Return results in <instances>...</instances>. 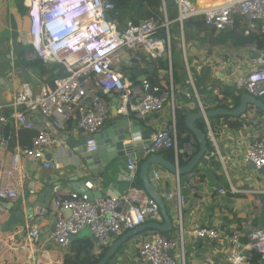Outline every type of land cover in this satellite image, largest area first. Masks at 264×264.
<instances>
[{"label":"built area","instance_id":"obj_1","mask_svg":"<svg viewBox=\"0 0 264 264\" xmlns=\"http://www.w3.org/2000/svg\"><path fill=\"white\" fill-rule=\"evenodd\" d=\"M68 0L59 3L56 0H28L30 6V21L26 37L21 39L34 48L28 59H40L44 65L54 63L60 68L54 85H45L38 96L26 88L15 101V105L39 112L50 122L52 128L45 123H38L27 112H18L14 120L18 129H31L36 133L29 146H19L12 152L11 159H0V250L4 253L25 247L33 248L27 264L33 262L36 254L46 245L53 242L65 251L73 236L89 226L98 238V252L111 244V233L121 234L146 223L161 218V211L157 201L148 195L139 177L137 159L129 154L127 166L130 170L131 187L121 196L114 194L102 198H92L87 193L66 191L61 184L53 187L50 203L42 207L39 215L47 216L50 211L56 218L55 229L43 235L40 226L30 225L17 227L8 235L1 230L7 211L3 201H12L22 193L24 181L27 178L25 163L35 159H42L46 153L59 145V136L55 132L65 127L72 118L77 120L80 131L91 137L87 142L89 151L97 150L94 136L101 131L110 116V93L119 96L120 107L118 114L144 117L164 108L165 102L171 97L174 108L175 94L162 92L159 85H154L148 78L140 82L129 81L118 67L122 60V49L127 47L134 54L139 47L154 60V67L160 68V61L171 56L170 25L172 21L167 16V1H162L161 12L164 20L160 23L157 17H150L135 22L127 18L120 29L116 20L109 18L116 9L111 0H88L73 2ZM177 6L181 27L190 18L203 19L207 26L217 32L233 30L238 23L245 36L252 33L264 34V0H172ZM33 4L36 5L34 9ZM87 5L86 11L77 18L68 20V14ZM34 19H40V27L34 25ZM160 28L165 35L159 36ZM88 38L87 41L83 40ZM250 50L247 66L235 75L233 85L238 91H245L255 97H264V47L256 42L249 43ZM172 82V67L170 64ZM162 74H159L161 77ZM187 82L193 86L199 103L200 98L192 77ZM229 83L228 81H226ZM100 86L101 91L96 87ZM173 89V88H172ZM187 96L191 93L187 90ZM230 101V100H229ZM203 108V107H202ZM10 118L0 114V123H8ZM213 138V133L210 131ZM179 139H187L184 143V160L187 161L196 151V141L186 134L180 137L176 125L164 127L156 131L151 138V144L145 150L146 155L164 149H178ZM214 139V138H213ZM4 145V142H2ZM70 151L69 145L65 146ZM226 163V157L221 156ZM246 163H252L257 169L264 168V139H256L249 143L244 155ZM178 164V161H177ZM45 167L51 164L45 162ZM203 184H206L204 182ZM89 188L94 189L95 183L87 182ZM187 188L193 195V206L202 205L199 198L200 183L194 172L189 173L184 185L178 183L176 190L167 195L170 201L177 202L176 236L170 238L162 233L144 234L138 243L140 260L145 264L148 260L152 264H187L184 227V206L188 197L184 193ZM69 209L71 215L66 217L64 211ZM23 237L17 239L16 235ZM190 235L203 243H220L228 247V252L221 262L214 258L205 257L197 264H251L254 254L259 255L264 262V225L247 219L241 229L220 230L215 227L195 226L189 231ZM2 254L0 255V264ZM32 264H45L39 257Z\"/></svg>","mask_w":264,"mask_h":264},{"label":"crops","instance_id":"obj_2","mask_svg":"<svg viewBox=\"0 0 264 264\" xmlns=\"http://www.w3.org/2000/svg\"><path fill=\"white\" fill-rule=\"evenodd\" d=\"M26 1L27 0H0V35L6 37L10 42L13 54V65L18 64L15 53L16 42H22L21 38L25 37L28 31L29 17ZM220 2L222 1H216V3ZM180 33V35L174 36L178 42L176 50L180 52L179 58L184 59V61L187 60L190 72L191 69L201 71L203 67L200 65L201 62L204 66H211L212 80L214 79V81L225 83L226 81L229 82L231 76L234 78L235 75L240 73L239 71H243L247 66L246 61L250 53V50L246 47L248 44L241 47L214 46L211 47L212 53H208V44L199 46L195 41L186 42L184 31ZM130 57H132L131 52L126 47L123 48L122 61L129 60ZM215 63H220L218 68L214 66ZM27 70L32 71L29 69ZM32 72L37 76L36 71ZM229 73L230 75H228ZM48 80L44 82V85H51L48 83ZM163 83H165V81ZM231 84H233V80ZM211 86L212 85H210L209 88H211ZM25 87L27 88V85ZM215 93H219V91L216 90ZM207 94L210 99H207L205 104L213 105L212 94ZM178 104L180 106H187L190 109L195 106V103L192 101L183 102L178 100ZM206 105L204 106L201 101L200 107L207 109ZM3 112L5 113L3 107H0V114H3ZM29 112V115L36 118L38 123H45L48 128H52L48 119L42 114L31 110H29ZM15 113L16 111H9L7 113L11 118V125L7 134L4 133V128L7 124H0V159L7 158L10 160L12 152L20 146L19 131L15 124L13 125L12 120ZM130 118H134V116ZM240 119L244 122V126L240 129L229 127L223 117H212L211 120H208L211 130L215 134V138L209 139L210 147H208V152L199 162L196 169L193 170L200 183L201 188L198 196L202 200V205L195 208L192 204L193 195L187 188L184 189V193L188 197V203L183 209L184 227L187 231L185 237L187 264H197L205 257H211L217 262H221L228 252V247L223 244L215 242L206 244L190 235L189 231L193 227L209 225L220 230H235L237 228H242L241 225L248 218H253L257 223L264 225V170L260 172V170L253 167L251 163H246L244 161V155L248 144L254 142L256 139H264V115L259 112V109L250 106L248 111L242 115ZM171 122H173V118L171 116L170 107L167 106L152 117L147 125L152 128L158 126L164 128L171 127ZM201 124L209 131L207 121L202 120L199 122V120H197V126L201 127ZM73 134H81L77 121L74 118L67 121L65 127L59 130V145L47 152L45 157L42 158L43 166H45V162L51 164V171H48V168L44 167L43 172L45 171V176H49L50 173H53V171L57 169L59 164L66 163V161L70 160V157L73 156L72 153L65 148L68 144L65 136H72ZM2 142H4V145ZM130 142L131 140L126 139L124 144H129ZM134 155L138 162L146 158L144 150L135 151ZM162 156L164 155L162 154ZM221 156L226 157V163L221 161ZM176 157L177 155L175 152V162ZM165 159L170 161L166 157ZM84 171L85 176L89 177L87 182L89 181L92 183L91 181H93L95 183L94 189L91 190L93 193H99L101 191V179L106 182L108 191L103 193V197L111 194H124L130 188L131 181L127 168V156L108 163L101 177L90 176L88 170ZM157 172L161 174L157 175ZM152 173L153 175H151ZM150 178L156 190L165 199L167 210L174 218L172 230L164 233V235L169 237L170 234L177 233V202L175 200H167L166 197L168 193L175 191L178 183L185 184L188 180V176L183 175L179 177L158 164H152L150 167ZM204 182H206V184H203ZM61 184L66 191H72L70 183L61 182ZM51 198V195L48 194L45 197V202L38 201L34 208L33 215L28 221L30 225L40 226L43 235L52 230L51 227L54 224L55 216L50 211L47 216L42 217L39 215V211L42 207L50 203ZM2 204L4 206L6 205L4 202H2ZM7 218L8 212L3 223ZM163 220V217H161L158 222L163 223ZM16 229L17 228H15V230ZM153 232L157 231L149 229L147 232L138 233L131 237L122 247L118 255L112 260L111 264H144L139 258L138 243L144 234ZM10 233L11 232H4V235ZM123 233L112 237L111 242L113 243ZM91 235L92 231L90 227H83L72 240L70 250L75 245L90 244L93 255L99 258V254H97L99 249L98 242L93 241ZM68 252V247L63 251L55 243L49 242L36 254L37 257L32 259L33 262H36L39 257L41 260H44L45 264H64V258ZM1 254L2 264H27L29 256L33 254V248H19L7 253L0 250V255ZM251 264H264V262L259 261Z\"/></svg>","mask_w":264,"mask_h":264},{"label":"water","instance_id":"obj_3","mask_svg":"<svg viewBox=\"0 0 264 264\" xmlns=\"http://www.w3.org/2000/svg\"><path fill=\"white\" fill-rule=\"evenodd\" d=\"M120 29L125 30L126 27L121 26ZM0 51V107H3L5 112L22 110L24 108L23 105L15 106L14 103L15 98L24 92L25 86L27 85L34 95H39L43 89L44 82L55 75V72L48 73L40 79L32 71H28L18 64L13 65V54L10 42L6 37L1 35ZM140 54V58L130 57L129 60L123 61L119 69L131 81H139L145 77H149L154 71L153 60L145 56L144 53ZM141 65H144V67H141ZM99 90H101V87H99ZM107 98L111 105V116L101 131L94 136L97 144L96 151H88L86 145L90 140L88 136L84 134H73L72 136H65V139L68 141V145L74 150V156H71L70 160H67L66 163L60 164L59 168L54 170L53 173L49 172V176H45V171L43 172L44 166L41 159H35L25 164V170L28 176L24 181L22 193L13 201H3L6 203L4 207L8 212V218L1 227L3 232H13L17 227L26 226L30 217L33 215L36 203L38 201L45 202V197L48 194L52 195L53 187L61 182L70 183L75 191L88 193L92 198L103 197V193L108 191L106 182L101 179V191L99 193H93V191L88 190L85 186L89 177L85 176L84 170H88L90 176L101 177L103 170L111 161L124 157L128 153L144 150L148 147L151 143L152 133L161 128V126L152 128L147 125L151 118L158 114V112L147 115L142 119L124 117L117 113V109L120 107L119 96L110 93L107 95ZM250 106H255L264 112V99L244 92L240 97L239 105L236 107H217L204 111L189 112L186 115V126L198 141L199 146L196 154L185 165L177 168L175 163L168 161L160 153L153 152L141 163L139 169L140 178L145 190L160 206L164 219L163 223L156 221L147 222L132 230L126 231L108 247L97 264H111L125 243L138 233L147 232L149 229L162 233L172 230L174 218L168 212L164 198L151 182V165L158 164L162 168L179 176L190 173L197 167L208 151V135L203 129L197 126V120L216 116L237 118L244 115ZM9 128V124L5 126V134L9 132ZM55 132L59 134V131L56 129ZM126 139L131 140V142L124 144ZM252 165L255 167L254 164ZM259 170L262 172L264 168ZM48 171H51V168H48ZM157 174L160 175L161 173L157 172ZM119 195L121 194L119 193ZM64 214L66 217H69L71 211L66 209ZM55 222L56 218L51 227L52 230L55 229ZM114 236L115 234L111 233V237ZM22 237V233L16 235L17 239H21ZM73 239L74 237L71 238L68 245L69 251ZM91 239L98 242V238L93 233ZM146 264H152V261L148 260ZM179 264H182V262L179 261Z\"/></svg>","mask_w":264,"mask_h":264},{"label":"trees","instance_id":"obj_4","mask_svg":"<svg viewBox=\"0 0 264 264\" xmlns=\"http://www.w3.org/2000/svg\"><path fill=\"white\" fill-rule=\"evenodd\" d=\"M116 4V9L110 13L109 18L116 20L120 23L124 22L127 18L139 22L140 20H145L150 17H157L161 22L164 19V14L161 12L162 1L163 0H111ZM167 1V16L172 24L170 26L171 33V43H172V71H173V85L176 93V110H175V124L179 135L186 133L189 137L194 136L193 133L186 126V115L193 111L197 112L200 110V105L195 97L187 98L183 95L185 90H193L191 85L186 81L189 78V73L187 70L186 63L184 59L179 58L180 52L176 50L177 41L174 38L176 35H180L181 28L179 23L175 20L177 18V6L172 0ZM184 37L185 41H195L198 45L205 46L209 45L208 53H212V48L214 46H233L241 47L248 43L256 42L259 47H264V34L252 33L249 36H244L240 23L233 30H226L217 33L214 28H211L205 24L202 19L199 18H190L184 22ZM158 35L163 36L164 30L160 29ZM33 47L23 42L17 41L15 45V53L17 58V63L20 66H23L29 70L36 71L37 76L42 79L48 73L54 72L55 65H43L42 62L38 59L30 60L28 59V54L32 53ZM161 69L163 71H168V60L161 61ZM192 75L195 80L197 91L201 97V101L205 106L208 97V94H212L213 105H206L207 109H214L217 107H226L228 106L227 101L231 98L233 105L236 107L240 103V97L242 91H237L231 85L224 84L222 82H217L212 80V68L211 66H203L201 71H196L191 69ZM57 75H53L48 83L53 85V82ZM152 83L155 85L161 86V91L170 90V80L169 74L165 73L163 79H159L157 75L151 74L149 77ZM165 81V84L162 82ZM211 88H209V86ZM218 90L219 93H215ZM178 100L183 102L192 101L195 103V106L190 109L187 106H180ZM216 102V103H215ZM29 112V111H27ZM259 112L264 115V112L259 110ZM30 113V112H29ZM216 118H221L216 117ZM227 125L234 129H240L244 126V122L241 121L240 117L233 118L229 116L223 117ZM211 120V119H210ZM202 121L199 120V122ZM204 121V120H203ZM172 124V122H171ZM205 132L206 128L201 124V127ZM20 146H29L31 144V139L35 135V131L31 129H19ZM184 140L179 139V150L183 147ZM197 146L198 142H197ZM208 147H210V141L208 142ZM159 153L163 154L168 158L172 163H175V150L173 148L160 151ZM163 156V157H164ZM180 164L184 165L185 162L182 160V154L179 155ZM143 160L139 162L141 164ZM196 169V168H195ZM194 169V170H195ZM153 175V173L151 174ZM257 222V221H255ZM176 234H170V238L175 237ZM92 247L90 244H79L75 245L64 258V264H97L99 259L104 255V250L99 258H96L91 251ZM259 262V255L254 254L252 257V263Z\"/></svg>","mask_w":264,"mask_h":264},{"label":"clouds","instance_id":"obj_5","mask_svg":"<svg viewBox=\"0 0 264 264\" xmlns=\"http://www.w3.org/2000/svg\"><path fill=\"white\" fill-rule=\"evenodd\" d=\"M28 1V0H27ZM26 1V2H27ZM57 2H59V3H64V2H66V1H68V0H56ZM80 2V3H82V2H85V1H88V0H74L73 2ZM32 5H33V7H34V9H36L37 7H36V5L35 4H33L32 3ZM27 6H28V4H27ZM87 5H85V6H80L79 8H77L76 10H74L73 12H71V13H69L68 14V20L69 21H72V19H74V18H77L78 16H80V15H82L85 11H86V9H87ZM29 10H30V6H28V17H29V21H30V14H29ZM177 16H178V14H177ZM169 19V18H168ZM177 19V18H176ZM175 19V20H176ZM200 19V18H199ZM164 20V19H163ZM162 20V21H163ZM203 20V19H202ZM161 21V22H162ZM177 21V20H176ZM204 21V20H203ZM118 22V21H117ZM125 22V21H124ZM124 22H122V23H120V22H118L121 26H124V25H122ZM160 22V23H161ZM178 23H179V21H177ZM172 24V23H171ZM34 25H36V26H38V27H40V19H38V20H35L34 19ZM179 25H180V23H179ZM120 26V27H121ZM171 26V25H170ZM183 27H184V24H183ZM183 27H181V25H180V28H181V31H182V33H183ZM210 27V26H209ZM212 28V27H211ZM160 29H163V28H160ZM159 29V30H160ZM121 30H123V29H121ZM164 30V29H163ZM159 32V31H158ZM243 32V31H242ZM217 33H219V32H217ZM26 35H27V33H26ZM164 35H165V32H164ZM163 35V36H164ZM244 35V34H243ZM160 36V35H159ZM170 36H171V33H170ZM245 36V35H244ZM26 37V36H25ZM22 40V39H21ZM83 40H85V41H87L88 40V38L86 37V38H84ZM22 42L24 43V41L22 40ZM25 44H28V45H31V44H29L28 42H25ZM249 44V43H248ZM247 45V44H246ZM245 45V46H246ZM32 46V45H31ZM33 47V46H32ZM123 48H125V47H123ZM127 48V47H126ZM128 49V48H127ZM130 52H131V56L132 57H137V58H140L141 57V54L140 53H144L145 54V56H147L148 58H150V59H152L153 60V58H151V57H149L148 55H147V53L142 49V47H139L138 48V50H137V52L134 54V52L133 51H131L130 49H128ZM33 51H34V48H33ZM33 51H32V53H33ZM122 51H123V49H122ZM32 53H30V54H28V56L29 55H31ZM171 54H172V46H171ZM122 57H123V53H122ZM184 57H185V53H184ZM166 58V59H165ZM165 58H163L161 61H163V60H168V66H169V69H168V71H163L162 69H161V61H160V68L159 69H157V68H155L154 67V60H153V69H154V71H153V73H151V74H154L155 73V75H157V77L161 80V79H163V76H164V74L165 73H168L169 74V80H170V90L169 91H162V92H168V93H171V91L173 90V92H174V94H175V105H174V108H173V106H172V103H171V97L169 96V98H168V100L165 102V106H164V108L165 107H167V106H169L170 107V110H171V116H172V118H173V122H172V124H171V126L173 125V124H175V110H176V103H177V100H176V93H175V90H174V85H173V71H172V82H171V75H170V64H171V67H172V61H171V56H170V58H169V56L168 55H166V57ZM31 60H36V59H31ZM38 60H40V59H38ZM41 62H42V60H40ZM122 60H121V64H120V66L118 67V71H119V69L121 68V66H122ZM185 63H186V66H187V70H188V73H189V78H190V76L192 77V79L194 80V77H193V75L191 74V72H190V69H189V65H188V62H187V60L185 61ZM42 64H43V62H42ZM44 65V64H43ZM47 65H55L56 66V68H55V75H57V77L59 76L57 73H56V70L57 69H59L60 67L58 66V65H56V64H54V63H49V64H47ZM46 66V65H45ZM142 67H144V65H141ZM120 72V71H119ZM121 73V72H120ZM123 74V73H122ZM159 74H162V76L161 77H159ZM124 75V74H123ZM228 75H230V73L228 74ZM125 76V75H124ZM151 76V75H150ZM149 76V77H150ZM56 77V78H57ZM126 77V76H125ZM149 77H145V78H148L149 79ZM55 78V79H56ZM127 78V77H126ZM145 78H143V79H145ZM188 78V79H189ZM128 79V78H127ZM143 79H141V80H139V81H132V82H140V81H142ZM129 80V79H128ZM150 80V79H149ZM129 81H131V80H129ZM151 81V80H150ZM231 79L229 80V83H227V82H225L224 84H227V85H231L232 87H234V85L233 84H231ZM187 82V81H186ZM163 83V82H162ZM188 83V82H187ZM194 83H195V80H194ZM154 84V83H153ZM163 84H165V83H163ZM189 84V83H188ZM53 85H54V82H53ZM53 85H50V86H53ZM155 85V84H154ZM190 85V84H189ZM45 86V85H44ZM43 86V87H44ZM160 86V85H159ZM99 87L100 86H97L96 87V89H97V91H101L102 90V88H101V90H99ZM191 87H192V89L193 90H188L190 93H191V96H187L186 94H185V92L187 91V90H185L184 92H183V95H185L187 98H191V97H195L196 99H197V97L195 96V92H194V88H193V86L191 85ZM28 88V87H27ZM160 88H161V86H160ZM173 88V89H172ZM195 88H196V84H195ZM26 89V87L24 88V90ZM29 89V88H28ZM196 90H197V88H196ZM237 90V89H236ZM238 91V90H237ZM198 92V91H197ZM245 91H242V93H244ZM248 93V92H247ZM34 95V94H33ZM198 95H199V93H198ZM34 96H38V95H34ZM107 97V96H106ZM199 98L201 99V97H200V95H199ZM108 99V98H107ZM262 99V98H261ZM109 100V99H108ZM230 100V101H229ZM228 101H227V103H228V106H226V107H235L234 105H233V102H232V100L231 99H229ZM15 101H16V98H15ZM197 101H198V99H197ZM110 102V101H109ZM201 102V101H200ZM198 103H199V101H198ZM15 105V104H14ZM200 105V104H199ZM15 106H17V105H15ZM24 106V105H23ZM255 107V106H254ZM110 108H111V105H110ZM163 108V109H164ZM256 108V107H255ZM162 109V110H163ZM257 109V108H256ZM200 110H207L206 108H202V107H200ZM199 110V111H200ZM16 111V113H18V112H22V111H24V112H27V111H29L28 109H26V108H23L22 110H15ZM155 112H159V111H155ZM191 112H193V111H191ZM8 112H3V114H5L6 116H8V114H7ZM15 113V114H16ZM27 113H29V112H27ZM118 113V112H117ZM152 113H154V112H152ZM152 113H150V114H152ZM15 114H14V116H15ZM150 114H148V115H150ZM121 115V114H120ZM14 116L12 117V120H13V125L15 124V126H16V123H15V120H14ZM110 116H111V113H110ZM110 116H109V119H110ZM121 116H124V117H131V116H134V118H144L145 116H147V115H145L144 117H136L135 115H129V116H125V115H121ZM9 117V116H8ZM216 117H220V116H216ZM221 117H225V116H221ZM10 118V117H9ZM234 118V117H233ZM240 118H241V116H240ZM75 119V118H74ZM108 119V120H109ZM209 119H211V118H205V119H202V120H204V121H207V124L209 125V131H207L206 130V133H207V135H208V142H209V139H212V136L210 135V131H212L211 130V128H210V124H209V122H208V120ZM107 120V121H108ZM199 120H201V119H199ZM77 121V120H76ZM11 123V118H10V120H9V122L8 123H6L7 125L9 124V125H11L10 124ZM107 123V122H106ZM105 123V124H106ZM1 124V123H0ZM6 124H2V125H6ZM104 124V125H105ZM176 125V124H175ZM199 127V126H198ZM16 128L18 129V127L16 126ZM161 129V128H160ZM202 129V128H201ZM19 130V129H18ZM59 131V130H58ZM156 131H158V130H156ZM156 131H154L153 133H152V135L156 132ZM204 131V130H203ZM81 132V131H80ZM212 133H213V138H215V134H214V132L212 131ZM58 134V133H57ZM81 134H83L82 132H81ZM183 134H186V133H183ZM85 135V134H84ZM187 135V134H186ZM58 136H59V134H58ZM87 136V135H86ZM182 135H180V137H181ZM187 137L188 138H194L195 139V141H196V151H195V153H193V155L194 154H196V152L198 151V146H197V139H196V137L195 136H191V137H189L188 135H187ZM90 139H91V137H89ZM152 138V137H151ZM183 140V139H182ZM96 141V140H95ZM187 141V139H185L184 140V143ZM184 143H183V147H184ZM151 144V143H150ZM149 144V145H150ZM68 145V144H67ZM87 145V144H86ZM97 145V144H96ZM149 145H148V147H149ZM147 147V148H148ZM183 147H182V149L181 150H179V143H178V149L176 150L174 147H173V149L175 150V152H176V155H177V157H176V162H175V164H176V167L177 168H179L180 166H182V165H180V160H179V155L180 154H182V160L185 162V164L193 157V155L190 157V159L189 160H187V161H185L184 160V151H183ZM88 148V147H87ZM146 148V149H147ZM146 149H144V152H145V150ZM164 150H167V149H164ZM71 151H73L74 152V150L71 148ZM89 151V150H88ZM96 151V150H95ZM161 151H163V150H161ZM89 152H91V151H89ZM160 152V151H159ZM159 152H155V153H159ZM208 152V151H207ZM246 152V151H245ZM134 153H135V151L134 152H132V153H128L126 156H127V159H128V156H129V154H133V156L136 158V156L134 155ZM153 153V152H152ZM151 154V153H150ZM149 154V155H150ZM149 155H146V153H145V156H146V158L149 156ZM162 155V154H161ZM73 156H74V154H73ZM205 156V155H204ZM145 158V159H146ZM137 159V158H136ZM144 159V160H145ZM143 160V161H144ZM41 161H42V159H41ZM177 161H178V164H177ZM137 162H138V160H137ZM184 164V165H185ZM252 164V163H251ZM60 165V164H59ZM59 165H58V167H57V169L59 168ZM140 165L141 164H139V162H138V168L140 169ZM45 167V166H44ZM256 167V166H255ZM49 168H51V167H49ZM127 168H128V166H127ZM261 169V168H260ZM129 170V169H128ZM26 171V170H25ZM191 172H194V171H191ZM190 172V173H191ZM131 173H130V170H129V175H130ZM139 174V173H138ZM158 175V174H157ZM185 175H189V173L188 174H185ZM28 176V175H27ZM177 176H179V175H177ZM139 177H140V174H139ZM179 177H181V176H179ZM130 178V177H129ZM141 179V178H140ZM91 181V180H90ZM130 181H131V179H130ZM89 182V181H88ZM91 182H93V181H91ZM141 182H142V180H141ZM61 184V183H60ZM181 184V183H180ZM62 185V184H61ZM87 185V182H86V184H85V186ZM142 185H143V182H142ZM178 185V184H177ZM181 185H184V184H181ZM130 187H131V185H130ZM144 187V186H143ZM177 187V186H176ZM87 188H88V190H92V188H89L88 186H87ZM145 189V188H144ZM176 190V189H175ZM79 192V191H78ZM147 192V191H146ZM88 194V193H87ZM169 194V193H168ZM89 195V194H88ZM112 195V194H111ZM122 195V194H121ZM121 195H119V196H121ZM149 195V194H148ZM90 196V195H89ZM116 196H118V195H116ZM51 197H52V195H51ZM95 198V197H94ZM102 198V197H101ZM166 199H167V197H166ZM165 200V199H164ZM168 200V199H167ZM160 207V206H159ZM161 211V210H160ZM161 217H162V214H161ZM248 219H253V218H248ZM247 220V219H246ZM253 221L255 222V220L253 219ZM148 222H154V221H148ZM156 222H158V220L156 221ZM147 223V222H146ZM255 223H257V222H255ZM144 224V223H143ZM243 225V224H242ZM241 225V226H242ZM177 228V227H176ZM238 229V228H237ZM241 229V228H240ZM129 231V230H128ZM3 232V231H2ZM157 232H159V231H157ZM125 233V232H124ZM142 233V232H141ZM159 233H162V232H159ZM162 234H164V233H162ZM76 236V235H75ZM75 236H73V237H75ZM96 237V236H95ZM112 238V237H111ZM173 238V237H172ZM71 241V240H70ZM98 242H99V240H98ZM111 244H112V242H111ZM110 244V245H111ZM106 249H108V247L107 248H104L103 250H102V252L104 251V250H106ZM101 252V253H102ZM100 253V254H101ZM99 254V255H100ZM258 255V254H257ZM99 257V256H98ZM259 261H260V259H259ZM147 263V262H146ZM252 263V262H251Z\"/></svg>","mask_w":264,"mask_h":264},{"label":"rangeland","instance_id":"obj_6","mask_svg":"<svg viewBox=\"0 0 264 264\" xmlns=\"http://www.w3.org/2000/svg\"><path fill=\"white\" fill-rule=\"evenodd\" d=\"M219 1H223V0H219ZM200 65H201V66H204L203 64H201V62H200ZM205 65H206V64H205ZM219 65H220V63H215V64H214V66H215L216 68H218ZM199 70H200V69H199ZM215 71H216V69H215ZM262 99H264V97H262Z\"/></svg>","mask_w":264,"mask_h":264}]
</instances>
